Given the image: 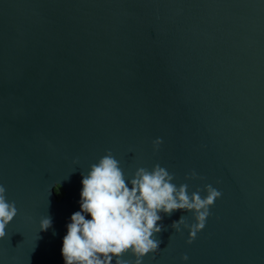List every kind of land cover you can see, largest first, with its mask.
<instances>
[{"label":"water","instance_id":"water-1","mask_svg":"<svg viewBox=\"0 0 264 264\" xmlns=\"http://www.w3.org/2000/svg\"><path fill=\"white\" fill-rule=\"evenodd\" d=\"M109 151L126 180L159 164L189 195L221 192L191 243L171 225L192 212L160 213L142 264H264V0H0V184L17 208L0 264H65L83 175Z\"/></svg>","mask_w":264,"mask_h":264},{"label":"clouds","instance_id":"clouds-1","mask_svg":"<svg viewBox=\"0 0 264 264\" xmlns=\"http://www.w3.org/2000/svg\"><path fill=\"white\" fill-rule=\"evenodd\" d=\"M161 143L160 138L153 141L154 149ZM188 178H196V173L193 171ZM173 180L174 175L159 164L152 170L139 168L126 180L110 151L92 164L82 179L81 210L72 214L63 237L61 254L65 264H113L114 259L115 264H129L122 259L128 253L135 257L134 264H142L146 255L160 250L156 238L163 228L158 223L162 220L160 213L171 216L181 209L192 212L195 223L186 224L182 216L171 227L177 232L181 225L187 228V242L191 243L205 227L209 209L221 192L209 184L205 185V197H201L199 189L189 195L187 184L177 187ZM59 189L57 183L55 190ZM16 215L15 202L7 200L6 188L0 184V239L6 237V227ZM51 227L50 216L41 219V231ZM182 259L187 261L188 256Z\"/></svg>","mask_w":264,"mask_h":264},{"label":"trees","instance_id":"trees-1","mask_svg":"<svg viewBox=\"0 0 264 264\" xmlns=\"http://www.w3.org/2000/svg\"><path fill=\"white\" fill-rule=\"evenodd\" d=\"M56 193H57L58 197H60L63 194L62 188L60 187L59 192L56 191Z\"/></svg>","mask_w":264,"mask_h":264}]
</instances>
